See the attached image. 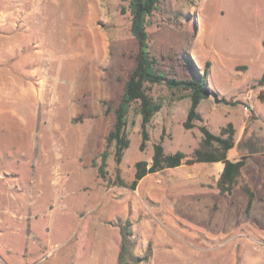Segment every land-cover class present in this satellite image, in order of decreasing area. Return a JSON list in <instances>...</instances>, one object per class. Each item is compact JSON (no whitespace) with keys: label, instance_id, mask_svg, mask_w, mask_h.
I'll use <instances>...</instances> for the list:
<instances>
[{"label":"rangeland","instance_id":"rangeland-1","mask_svg":"<svg viewBox=\"0 0 264 264\" xmlns=\"http://www.w3.org/2000/svg\"><path fill=\"white\" fill-rule=\"evenodd\" d=\"M131 21L129 0H0V264H118L128 220L138 264H264V0L160 1L152 54L179 78L210 62V95L186 129L189 93L150 86L162 103L150 140L141 150L134 105L118 165L129 184L164 127L165 152L191 159L200 125L221 134L232 123L229 158L247 155L232 193L218 187L220 161L165 168L133 190L118 182L114 145L100 177L138 51Z\"/></svg>","mask_w":264,"mask_h":264},{"label":"trees","instance_id":"trees-1","mask_svg":"<svg viewBox=\"0 0 264 264\" xmlns=\"http://www.w3.org/2000/svg\"><path fill=\"white\" fill-rule=\"evenodd\" d=\"M161 0H129V9L132 16L131 33L137 40L138 51L135 56V66L125 82L124 90L119 104L115 109V121L112 130L107 135V145L101 154V161L98 165L100 177H107L109 147L114 145V158L117 164L118 182L135 190L146 175L156 173L169 167H178L183 163L194 162H223L224 168L218 181V187L222 193H232L243 167L247 163V155L237 160L228 156L229 150L235 146V128L233 124L223 128L221 134L212 132L207 125H200L203 134L201 147L194 152V158L187 159V155L179 150L167 154L164 147L166 128H163L161 139L154 144V155L152 162L140 160L136 163V172L133 181L127 184L120 176L118 165L122 162L125 150L130 146V138L127 131L128 116L134 105L142 116V140L140 149L145 150L150 140L149 127L154 116L160 111L162 103L156 100L150 93L149 87L155 84H165L171 90L187 91L191 98V106L187 119L184 122L186 129H191L197 124L196 120H203L198 108L203 99L210 95L208 88V72L210 62H207L203 73L196 69L193 63L189 66L192 69V76L179 78L174 73L165 69L162 62L152 54L148 27V18L158 9ZM174 70H172L173 72ZM264 82V76L261 79ZM248 193V204L246 212L249 215L253 205L255 193L244 186ZM122 244L118 264H138L146 259L138 258L131 252V237L133 235L132 224L128 220L122 227Z\"/></svg>","mask_w":264,"mask_h":264},{"label":"crops","instance_id":"crops-1","mask_svg":"<svg viewBox=\"0 0 264 264\" xmlns=\"http://www.w3.org/2000/svg\"><path fill=\"white\" fill-rule=\"evenodd\" d=\"M234 147H235V146H234ZM232 149H233V148H232ZM232 149H231V150H232ZM228 156H229V155H228ZM232 160H237V159H232ZM246 164H247V163H246ZM243 168H244V167H243ZM242 170H243V169H242Z\"/></svg>","mask_w":264,"mask_h":264}]
</instances>
